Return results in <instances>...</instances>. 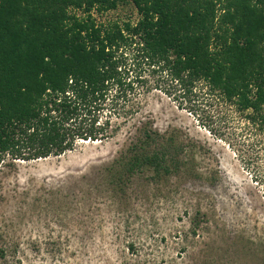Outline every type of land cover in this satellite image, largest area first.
<instances>
[{
  "label": "rangeland",
  "instance_id": "374dc122",
  "mask_svg": "<svg viewBox=\"0 0 264 264\" xmlns=\"http://www.w3.org/2000/svg\"><path fill=\"white\" fill-rule=\"evenodd\" d=\"M112 14L138 18L131 5ZM155 78L115 137L3 164L0 264H264L261 138L207 87L187 96ZM143 125L182 169L119 167Z\"/></svg>",
  "mask_w": 264,
  "mask_h": 264
},
{
  "label": "trees",
  "instance_id": "16d2710c",
  "mask_svg": "<svg viewBox=\"0 0 264 264\" xmlns=\"http://www.w3.org/2000/svg\"><path fill=\"white\" fill-rule=\"evenodd\" d=\"M147 76L207 87L264 144V0H0V168L115 137ZM160 137L143 125L119 167L182 169Z\"/></svg>",
  "mask_w": 264,
  "mask_h": 264
},
{
  "label": "bare ground",
  "instance_id": "6f19581e",
  "mask_svg": "<svg viewBox=\"0 0 264 264\" xmlns=\"http://www.w3.org/2000/svg\"><path fill=\"white\" fill-rule=\"evenodd\" d=\"M85 142H87V143H88L89 141H85Z\"/></svg>",
  "mask_w": 264,
  "mask_h": 264
}]
</instances>
